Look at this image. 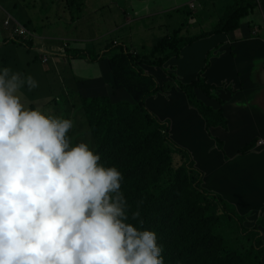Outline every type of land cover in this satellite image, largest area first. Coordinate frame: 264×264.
Returning <instances> with one entry per match:
<instances>
[{
  "label": "clouds",
  "instance_id": "obj_1",
  "mask_svg": "<svg viewBox=\"0 0 264 264\" xmlns=\"http://www.w3.org/2000/svg\"><path fill=\"white\" fill-rule=\"evenodd\" d=\"M15 14L5 20L11 27L5 41L32 42L36 37ZM20 27L25 33L16 32ZM60 84L65 87L62 79ZM37 87L31 74L0 66V264H165L156 229L143 227L139 205L130 211L122 171L102 162L88 133L91 125L116 121L126 99L96 115L80 99L74 120L37 105L44 96L25 95V89ZM79 116L85 120L80 128L90 136L73 142L69 133L79 127ZM249 143V149L263 147L264 138ZM256 229L264 242L260 224ZM235 244L242 249L238 239Z\"/></svg>",
  "mask_w": 264,
  "mask_h": 264
},
{
  "label": "crops",
  "instance_id": "obj_2",
  "mask_svg": "<svg viewBox=\"0 0 264 264\" xmlns=\"http://www.w3.org/2000/svg\"><path fill=\"white\" fill-rule=\"evenodd\" d=\"M232 3L233 0H138L133 6L135 18L126 21L131 27L125 38H130L135 45L133 51L137 55L147 56L174 30H180L184 36H189L191 31L193 38L209 33ZM263 3L264 0L259 3V13L255 10L249 13L234 32L200 38L185 46L177 58L169 59L163 72L157 67H146L143 72L154 76L160 84L161 100L151 99L152 110L160 103L164 118H168L172 126L173 142L189 151L202 170L203 186L218 193L246 224L248 220L254 224L263 218L260 226L264 232V146H253L244 152L247 143L264 138V40L256 36L264 19ZM8 15H18L5 13L4 20L0 15L3 20L0 32L9 39L11 27L5 24ZM22 25L27 27L23 21ZM13 45L2 43L0 50ZM208 52L212 55L204 76L209 83L220 86L221 91L214 94L215 98H201L213 110L222 109L224 121L207 130L203 118L187 104L184 95L176 91L167 74L180 83L191 82L204 66ZM7 61V56L0 53L1 65L6 66ZM67 62L69 65L79 62L82 68L65 69ZM15 63L14 60L12 65ZM54 69L63 72L61 79L65 87L60 84L58 72H52L50 67L51 85L58 92L51 93L47 102L42 99L36 104L45 107L62 98L63 104L50 108L56 115L71 116L75 120L80 115L75 109L80 99L92 108L94 115L98 111L106 113L121 107L119 101L129 96L125 90L115 88L108 62L67 58ZM80 79L84 87H80ZM84 123L79 116V127ZM240 204L245 207L243 213Z\"/></svg>",
  "mask_w": 264,
  "mask_h": 264
},
{
  "label": "trees",
  "instance_id": "obj_3",
  "mask_svg": "<svg viewBox=\"0 0 264 264\" xmlns=\"http://www.w3.org/2000/svg\"><path fill=\"white\" fill-rule=\"evenodd\" d=\"M257 6V0H233L209 33L193 38L174 30L147 56L134 54L133 50L130 52L124 43L118 41L110 42L102 49L101 56L108 55L115 88L125 90L129 96L123 97L127 107L116 121L105 119L107 122L99 124L100 128L91 125L88 133L94 139L92 146L101 153L102 162L115 164L122 171V190L131 206L130 211L139 205L143 227L156 229L158 243L164 248L165 264H176L177 261L180 264H264V242L259 230L254 226L244 227L218 194L201 186L203 174L193 167L191 160H186L175 170L171 168V151L165 144L170 122L158 119L147 109L149 98L159 92L160 84L154 76L143 73L146 67H157L163 72L169 59L177 58L185 46L200 38L234 32L240 21ZM262 9L264 17L263 6ZM256 36L264 40V37ZM17 43L33 46L31 42L16 40L3 44ZM75 48H68L56 56L62 60H98L93 51ZM113 50L115 53L111 54ZM211 55L206 54L204 66L189 83H180L167 74L176 91L182 93L187 104L203 118L207 130L223 120L222 111L212 110L201 98H215L214 94L221 91L220 86L209 83L204 76ZM38 64L36 70L27 73L36 76L50 69L48 64ZM19 65L15 63L11 68L17 70ZM158 99L161 100L159 96ZM150 127L153 129L149 130ZM146 132L149 133L144 136ZM251 146L252 143L245 145L244 152ZM175 148L186 158L188 153L185 150ZM233 225L242 249L236 246L237 239L231 238L227 231L232 230Z\"/></svg>",
  "mask_w": 264,
  "mask_h": 264
},
{
  "label": "rangeland",
  "instance_id": "obj_4",
  "mask_svg": "<svg viewBox=\"0 0 264 264\" xmlns=\"http://www.w3.org/2000/svg\"><path fill=\"white\" fill-rule=\"evenodd\" d=\"M137 1L138 0H0V15H3L2 19L4 20L5 13L19 14L23 22L29 26V31L36 37L31 42L33 44L32 47H25L17 43V45L0 50V53L5 54L8 58L7 64L5 65L12 66L15 60L16 63L20 64L17 71L27 75V71L30 72L38 68V62L45 63L49 65V68L51 67L52 72H58L60 81L63 72H60L61 69H54V66H60L61 62H65V60L56 56V54L59 55L66 50L62 48L64 44L69 43L73 47L77 45L75 49L93 51L96 55H99L107 44L118 41L124 43L123 45L128 47L131 52L134 50L135 45L131 43L130 38H128V40L125 38V33L129 32L131 27L127 25L126 21L132 20L130 18H135L136 9L133 6L136 5ZM255 12L259 13L258 9H255ZM3 20L0 19V26H2ZM259 27L261 29L258 30L256 34L259 35V37H264V19ZM192 35L190 31L189 36L192 37ZM0 36V44L8 39V37H4L1 32ZM112 53H115V50L111 51V54ZM45 54L47 58L44 59ZM105 55L108 56L107 54ZM106 56L99 57L97 62H108ZM67 65L65 69H70V71L73 67H77V69L82 68V66H79V62L71 65L67 62ZM0 66H2L1 63ZM43 72L44 74L39 73L36 76L31 74L38 81V87L31 91L27 89L24 91L27 96H44L47 102L50 98L49 95L51 93L56 94L58 90L50 86L51 75L48 74L49 69ZM79 85L80 87H84L85 83L82 79H80ZM76 86L77 85L74 87ZM159 92L155 96L149 98L147 105L150 106L149 109L151 113L158 119L164 121L168 120V118H164L160 103L159 106L153 107V110L151 108V99H157L158 96L161 95ZM25 101L27 103L28 99L25 98ZM63 102L61 98L46 105L45 108L53 109V107H51L52 105H61ZM152 129L151 127L149 128V130ZM171 130L172 126L170 124L169 135ZM147 133L149 132H146L144 136H146ZM69 135L72 137L73 142L82 139L81 137L90 136L86 130L80 127H73ZM167 137L168 139L165 144H167L171 151V168L175 170L185 163L186 160H191L193 167L199 170L190 152L173 142L172 136L167 135ZM176 146L179 149L185 150L189 156L186 155L185 158V155L175 148ZM202 179L201 186L208 190L203 186ZM210 192L216 193L213 191ZM239 208L241 209V213H243L245 210L244 205L240 204ZM234 214L233 212V215ZM237 218L243 219V217L238 216ZM221 222L223 221L221 220ZM259 224H262L260 218L257 219L254 227L257 228ZM250 225H253V222L248 220L247 227ZM227 231L230 233L231 238L234 240L238 239L234 225L232 226V230Z\"/></svg>",
  "mask_w": 264,
  "mask_h": 264
},
{
  "label": "built area",
  "instance_id": "obj_5",
  "mask_svg": "<svg viewBox=\"0 0 264 264\" xmlns=\"http://www.w3.org/2000/svg\"><path fill=\"white\" fill-rule=\"evenodd\" d=\"M16 32L18 33H25V30L22 29V27L16 29Z\"/></svg>",
  "mask_w": 264,
  "mask_h": 264
}]
</instances>
